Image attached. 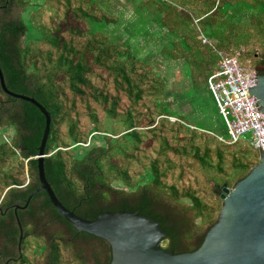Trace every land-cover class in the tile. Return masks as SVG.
Listing matches in <instances>:
<instances>
[{
	"label": "trees",
	"instance_id": "1",
	"mask_svg": "<svg viewBox=\"0 0 264 264\" xmlns=\"http://www.w3.org/2000/svg\"><path fill=\"white\" fill-rule=\"evenodd\" d=\"M127 1L134 16L120 44L108 33L121 17L99 0H41L28 20L31 0H0V71L8 91L34 99L50 115L43 170L64 208L87 221L138 211L167 234L162 248L192 253L217 221L222 185L231 190L244 179L259 151L225 145L173 112L164 102L166 80L149 57H139L135 39L148 36L164 61L187 63L192 86L207 89L217 52L238 54L241 66L264 75V0ZM234 10L248 19L234 21ZM44 126L34 105L0 87V264H109V244L78 232L44 191L16 211L18 249L14 210L39 187ZM8 129L9 140H2ZM146 135L151 152L140 147ZM191 164L204 172L202 186L180 195L174 181ZM210 193L215 200L208 203Z\"/></svg>",
	"mask_w": 264,
	"mask_h": 264
},
{
	"label": "water",
	"instance_id": "2",
	"mask_svg": "<svg viewBox=\"0 0 264 264\" xmlns=\"http://www.w3.org/2000/svg\"><path fill=\"white\" fill-rule=\"evenodd\" d=\"M256 84L247 89L248 97L257 100L264 114V75L256 73ZM2 91L15 100L34 105L44 116L45 126L38 147L37 176L39 187L32 192L23 207L17 206L14 215L20 229L18 249L22 242V229L16 211L25 209L32 196L46 192L57 213L78 232L105 240L111 248L109 264H264V150L259 149V163L231 190L222 185V206L216 223L206 233L201 246L192 253L175 255L161 247L167 236L160 225L136 212H106L94 221L77 217L64 208L47 183L43 159L49 136L50 115L32 98L8 91L0 71ZM264 148V146H263Z\"/></svg>",
	"mask_w": 264,
	"mask_h": 264
},
{
	"label": "rangeland",
	"instance_id": "3",
	"mask_svg": "<svg viewBox=\"0 0 264 264\" xmlns=\"http://www.w3.org/2000/svg\"><path fill=\"white\" fill-rule=\"evenodd\" d=\"M99 1L101 2V4L103 2L106 3L105 8L107 10H112L114 15L121 17V22L118 24V27L115 29L116 32H113V34L114 35L117 34L118 42L120 44H123L125 38L127 37L126 32L131 33L129 25L131 21H133V16H134L132 6L127 0H99ZM38 3H41V0H31L32 5L29 6V11L26 13V15L24 14L25 20L29 19L30 16L29 12H32L34 10V6ZM137 5L140 4L137 3ZM180 9H182L181 6ZM233 13L236 16L234 18V21H237V19L246 21L248 19V13H246V15L245 13L240 14L241 13L240 10H234ZM153 31L154 30H151V32ZM31 36L33 37V39H38L37 33H34ZM111 38L114 41L116 40L113 36ZM150 40L152 39H149L148 36H145L144 38L137 37L135 39V42L137 43L135 49L137 50L139 57H147V58L149 57L150 66L155 67L158 74L166 80L165 81L166 91L168 95H165L164 102L168 103L171 110L175 111L176 113L180 112L179 108L176 106V103H178L179 101L178 96L180 95V93L182 95V93L184 92L191 91V94L189 96L195 98V101L192 103L194 114L190 117H185L188 123L203 130H209L210 132H213L217 135H221L227 139L224 133V129H225L224 123L221 117L219 116L215 103L210 93L205 88L204 84L203 85L200 84V86L195 84V86H192L191 77L193 75V72H191V77L190 75L188 76V74H190L189 73L190 67L187 65V63L181 60L164 61L158 53L160 46L154 44L153 40L152 41ZM256 46L257 45L254 42H251L249 48L255 49ZM239 62H240V58H239ZM182 68H184L185 74L183 76H178L179 73L183 71ZM122 104L126 106L129 105V103L125 100L122 101ZM187 105L185 106V108L189 109ZM141 108L142 107L140 106L139 109H137V112ZM186 109H184L185 111L184 113H186ZM11 133H12L11 130L9 129L6 130L5 132L2 133L1 139L9 140ZM145 137L146 138L144 139V142L140 145V147H142L141 150L142 151L144 150L143 152H151L153 151L152 137L150 135H146ZM248 139H249V135L245 136L244 139H242L238 143L237 147L249 148V149L253 148L251 145H249L246 142ZM161 156L157 155V158L163 160L164 157ZM177 163L182 164L183 161L180 160ZM202 173L204 174V172H202L197 167V165L191 164L189 167H186L184 172L182 173L183 174L182 177L181 178L179 177L178 179H176V181H174L180 191V195L185 192H192L199 190V188L202 186L203 183V181H201ZM176 174L177 172H175L174 175ZM214 174H216L214 171L209 172L208 176L210 177ZM206 196H208L207 202L215 200V198L211 195V193L210 195H206ZM188 203H189V199L185 197L181 201V204L183 206H187Z\"/></svg>",
	"mask_w": 264,
	"mask_h": 264
},
{
	"label": "built area",
	"instance_id": "4",
	"mask_svg": "<svg viewBox=\"0 0 264 264\" xmlns=\"http://www.w3.org/2000/svg\"><path fill=\"white\" fill-rule=\"evenodd\" d=\"M217 57V70L208 77L206 84L224 123L227 139L221 135H212L225 145L237 144L249 135V139L245 141L254 149L262 151L264 150V114H261L260 106L255 107L257 100L247 95V89L256 84L254 79L256 72L249 67L241 66L238 54L227 56L217 52ZM169 120L177 121L175 118Z\"/></svg>",
	"mask_w": 264,
	"mask_h": 264
},
{
	"label": "crops",
	"instance_id": "5",
	"mask_svg": "<svg viewBox=\"0 0 264 264\" xmlns=\"http://www.w3.org/2000/svg\"><path fill=\"white\" fill-rule=\"evenodd\" d=\"M110 13L112 12V10H108ZM113 13V12H112ZM114 14V13H113ZM113 32H116V30L115 29H113L109 34H110V36L112 37H114L116 40H117V34L116 35H114L113 34ZM118 41V40H117ZM183 69V71L181 72V73H179V75L178 76H183L185 73H184V68H182ZM190 73V72H189ZM190 74H188V76H189ZM193 88V87H192ZM191 94V91H189V92H184V93H182V95H181V93H180V95L178 96V103H176V106L179 108V111L180 112H177V114H179V115H182V116H184V117H190V116H192L193 114H194V109H193V107H192V103L195 101V98L194 97H192V96H189ZM168 95V94H167ZM176 95H177V93H176ZM193 99V100H192ZM188 104V105H187ZM188 106V108L189 109H186L185 108V106ZM184 109H186V113H184L185 111H184ZM173 111V110H172ZM173 112H175V111H173ZM176 113V112H175Z\"/></svg>",
	"mask_w": 264,
	"mask_h": 264
},
{
	"label": "flooded vegetation",
	"instance_id": "6",
	"mask_svg": "<svg viewBox=\"0 0 264 264\" xmlns=\"http://www.w3.org/2000/svg\"><path fill=\"white\" fill-rule=\"evenodd\" d=\"M255 58H257V56L255 55ZM262 59H264V58H262Z\"/></svg>",
	"mask_w": 264,
	"mask_h": 264
}]
</instances>
